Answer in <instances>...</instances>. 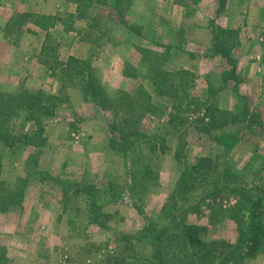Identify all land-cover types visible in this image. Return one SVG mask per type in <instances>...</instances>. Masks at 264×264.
I'll use <instances>...</instances> for the list:
<instances>
[{
    "label": "rangeland",
    "instance_id": "1",
    "mask_svg": "<svg viewBox=\"0 0 264 264\" xmlns=\"http://www.w3.org/2000/svg\"><path fill=\"white\" fill-rule=\"evenodd\" d=\"M41 1L0 0V91H41L55 105V115L44 118L38 148L0 145L1 187L20 194L0 212L1 263L157 264L149 232L155 225L169 229L172 216L204 227L205 242L236 246L242 227L246 243L251 200L264 194V0H226L218 16L216 0H117L116 9L112 0L98 1L85 17L73 18V28L58 22L49 30L46 43L53 53L46 56L54 61L47 63L40 54L45 32L20 20L23 12H41ZM51 2L62 7V0ZM69 6L59 13L70 12ZM215 16L236 35L230 56L237 79L230 76L231 63L210 45ZM177 34L178 45L195 54L190 58L176 49L165 62L166 71H189L178 105L165 83L157 88L149 70L155 62L148 63L152 54L147 51L164 53L154 43H172ZM71 47L77 55H69ZM69 56L91 64L115 106L92 108L63 74ZM220 111L242 120L214 129L223 121ZM8 115L16 130L24 107L17 105ZM125 118L140 145L137 156L127 160L111 149L106 122ZM129 162L153 171L136 192ZM183 172L182 187L194 183L197 188L187 193L178 188L175 202L170 201ZM87 184L105 190L97 199L101 213L109 215H99L103 225L89 222L86 210L81 220L75 215ZM261 210L264 225V197ZM178 244L168 249L170 264H180L184 251ZM252 258L239 264H264V240Z\"/></svg>",
    "mask_w": 264,
    "mask_h": 264
},
{
    "label": "trees",
    "instance_id": "2",
    "mask_svg": "<svg viewBox=\"0 0 264 264\" xmlns=\"http://www.w3.org/2000/svg\"><path fill=\"white\" fill-rule=\"evenodd\" d=\"M71 3H74L75 11L67 12L61 14L56 12L54 14L49 13H32V12H23L21 13V21H24L26 26L31 29H38L45 32L44 36V46L42 44L40 54H43L44 63L49 61H54L52 56H46L47 54L51 55L53 53L49 49V45L46 43L48 38H51L49 35V30L54 27L58 22L64 23L66 25V30L73 28V18L76 16L78 18H83L86 16L87 8L95 2L104 1V0H68ZM114 1L115 9L117 8V0ZM178 3L185 4L191 2L192 0H175ZM217 8L215 10L216 16L223 11L226 0H216ZM216 16L210 19V45L213 50L220 54L223 58L227 59L232 66L230 76L235 77L234 63L231 59V43H233L234 31L224 28L216 22ZM37 30V31H38ZM136 35H139L138 33ZM180 34L176 35V40L169 44L154 43V48H159L164 51L162 53L159 50H147L149 54H152V57L149 56L150 60L148 63L152 66L151 77L154 79L156 77V82L159 83L157 88H162L164 83L166 84V93L169 97L173 98V104H180L179 88L182 89V93L185 94L187 87V77L189 75L188 70H182L178 72H169L164 70L165 62L170 58L171 51H184L187 53L190 58H194L195 54L193 52H186L184 48L178 45L177 38ZM155 54V55H153ZM146 55V54H145ZM52 59V60H51ZM181 68V67H180ZM62 70L64 75L69 81L74 85L79 86L83 97L87 99L96 111H104L113 107L114 101L113 98L108 96L105 88L102 83L94 76L93 68L91 64L86 61L79 59L77 57L69 56L65 62ZM182 74L181 78L177 80V75ZM162 77V79L160 78ZM150 76L149 78L152 79ZM230 78H227V80ZM41 91L31 92L25 89L20 90L18 93L11 94L10 92L0 91V145L6 146L7 148L16 149L18 146L31 145L34 148H38L42 144L43 128H44V118L55 115V105L51 96H45L40 93ZM163 93V91L161 92ZM186 97V96H185ZM179 98V99H178ZM182 98V97H181ZM184 97L182 98V100ZM116 104V103H115ZM114 104V106H115ZM17 105L24 107L25 116L24 121L19 127H15L11 124L10 117L8 112L12 109H15ZM242 110H246L243 106ZM221 118L223 121L218 123L214 129L220 128V126L225 123L227 124H237L242 118L240 115L227 113L220 111ZM214 119L211 121L213 122ZM215 120L214 122H216ZM107 128L109 132V144L111 149L117 154L127 160L137 156V151L140 148L139 141L136 139V132H134V126L132 122L126 118L120 122L108 120ZM29 123V124H28ZM210 124V123H209ZM25 125H29L25 127ZM262 126V124H260ZM211 127V125L209 126ZM209 129V128H208ZM207 131V130H205ZM134 136V139L131 138ZM1 157V155H0ZM31 159H35L34 156ZM129 164V165H128ZM126 163L127 173L131 175V187L136 192V187H141L143 182L142 180L147 177H151L153 171L146 165L143 169H139L138 164ZM128 166H131L130 168ZM1 168V162H0ZM191 170V169H190ZM185 174L182 173V177L177 182V187H175L172 196L169 199L175 202L177 198L178 188L181 192L187 193L195 191L197 188L196 184L193 183L191 188H184L182 185L185 184ZM195 180V179H194ZM2 181L0 180V212L6 211L7 206L10 203H15L19 199V192L17 193L14 189L6 191L5 188L1 187ZM104 185V184H102ZM145 185V184H144ZM99 186V185H98ZM145 187V186H144ZM105 188H109L111 191L112 184L108 185ZM105 190L97 191V188L92 184H87L82 188V206H78L75 209V215L82 219V213H85V217L90 221H95L100 225H103V222H99V215L101 213V208L97 202L99 194ZM101 195V194H100ZM263 197L264 194L260 193L254 200H251V208L249 214V224H250V236L248 237L246 243L242 240L244 239L243 233L245 234L246 230H242L240 227V234L238 243L236 246L230 244L226 241H210L205 242L201 239L200 233L204 230V227L197 226L194 224L187 223L183 218L178 220L175 216H172L173 225L168 229L167 226L161 225L157 228V225L153 226L151 233V240L153 246V259L156 260L157 264H170L168 262L167 253L170 247L177 245L180 242V249L184 253L179 259L180 264H239L243 259L247 257H254L257 251H260V248L264 240V225L262 222L263 211ZM81 199V198H80ZM186 199V198H185ZM103 216H109L102 214ZM185 217V214H182ZM240 225L241 220L237 221ZM76 228L78 226H72ZM242 239V240H241ZM243 243V246H241ZM177 247V246H176ZM0 252V264H2L4 257ZM177 259V260H178ZM206 260V263L202 261ZM2 262V263H1Z\"/></svg>",
    "mask_w": 264,
    "mask_h": 264
},
{
    "label": "crops",
    "instance_id": "3",
    "mask_svg": "<svg viewBox=\"0 0 264 264\" xmlns=\"http://www.w3.org/2000/svg\"><path fill=\"white\" fill-rule=\"evenodd\" d=\"M51 1H53V0H46V1H41V5L44 7L43 8V10H41V12H39V13H49V14H54V13H56V12H61L62 11V9L64 8V7H67V4L68 5H70L69 6V8H70V12H73L74 11V8H75V4L74 3H70L68 0H62V2H61V8H59V7H57V5H55L53 2H51ZM139 1H141V0H133V3L135 2H137L138 4H139ZM134 3V4H135ZM119 44H121V43H119ZM76 53H78L77 51H74V49H72V47H71V49L69 50V55H73V54H75V55H77ZM254 257L251 259V261H253L254 262Z\"/></svg>",
    "mask_w": 264,
    "mask_h": 264
}]
</instances>
